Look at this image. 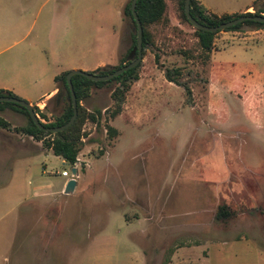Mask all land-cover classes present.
Returning <instances> with one entry per match:
<instances>
[{
  "label": "rangeland",
  "instance_id": "rangeland-1",
  "mask_svg": "<svg viewBox=\"0 0 264 264\" xmlns=\"http://www.w3.org/2000/svg\"><path fill=\"white\" fill-rule=\"evenodd\" d=\"M241 1L212 0L213 10ZM167 2L171 24L151 27L155 44L128 82L121 113L111 118L118 81L94 86L82 101L96 120L82 126L74 193L64 192L70 179L61 175L73 165L44 140L16 127L0 136V264H264V35L245 26L230 31L226 45L222 31L204 65L184 56L197 47L195 27L182 21L177 0ZM3 9L0 62L33 40L38 26L27 35L30 23H40L51 6ZM82 10L88 16L67 26L79 29L86 49L110 17ZM128 31L124 20L118 65L135 58ZM162 65L184 67L191 94L168 81ZM65 97L40 107L38 117L55 121ZM222 204L234 213L226 221L216 218Z\"/></svg>",
  "mask_w": 264,
  "mask_h": 264
},
{
  "label": "crops",
  "instance_id": "crops-1",
  "mask_svg": "<svg viewBox=\"0 0 264 264\" xmlns=\"http://www.w3.org/2000/svg\"><path fill=\"white\" fill-rule=\"evenodd\" d=\"M128 1L6 0L5 2V0H0V10H4L3 6L7 7L17 3L28 10L40 9L42 11L45 6H51L52 11L47 13L40 23L32 20L27 35L32 33L38 26L33 40L25 48L0 62V89L14 93L33 106L44 108L45 106L48 107L50 101L59 95L60 88L56 77L62 73L70 70L94 72L101 67L118 65L124 25L123 11ZM198 1L209 12L219 16L254 13L256 10H261V3L264 4V0H243L230 11L218 12L213 10L214 3H212V0ZM83 8L93 11L90 12L91 17L101 18V20L110 17L109 24L106 27L100 26L95 31L97 33L95 38L86 39L85 43L88 42L86 49L80 44L79 29H72L67 26V24H73L77 20L88 16L82 10ZM30 21L31 16L21 18L18 23ZM1 23L0 19V28ZM263 30L262 28H254V37L263 36ZM16 32L17 30H15V34H17ZM231 33L230 31H224L220 40L227 45ZM127 39L129 41V33ZM1 43L2 35L0 32V46ZM213 58L215 60V55H213ZM0 118L9 122L11 128L25 126L28 123L22 112L3 105L0 106ZM8 129L0 125V136H6V133L3 132ZM60 158L63 160L62 157ZM31 159L33 157H30L29 160ZM26 160L22 158L20 161L26 165ZM39 185L44 186L47 184L41 183ZM65 187L66 179L63 189ZM9 246L10 249H13L15 247L14 242Z\"/></svg>",
  "mask_w": 264,
  "mask_h": 264
},
{
  "label": "trees",
  "instance_id": "trees-1",
  "mask_svg": "<svg viewBox=\"0 0 264 264\" xmlns=\"http://www.w3.org/2000/svg\"><path fill=\"white\" fill-rule=\"evenodd\" d=\"M178 5L181 11V19L183 22H186L190 25L191 22L189 21L186 12H185V3L186 0H177ZM131 2L132 0H129L126 3V6L124 8L123 14H124V20H127L129 22V49L128 52H132L134 50L135 57L137 56V24L134 19L132 10H131ZM137 12L139 14L140 20L143 25L144 30V50L151 45L155 44V39L157 37L156 32H154L151 27L156 26H162L164 28H167L170 26L171 21L169 17V6L167 0H138L137 2ZM191 13L193 17L198 20L200 23L208 26H218L224 22L230 21L232 19L238 18L242 15H262L264 14V7L261 10H256L254 13H246V14H234V15H222L219 16L215 13L209 12L198 0H192L191 1ZM132 25L134 29L132 28ZM249 26L251 28H262L264 29V23L258 22L254 20H247L242 23H239L236 26H233L231 28L226 29L225 31H237L241 30L243 27ZM222 31H219L217 33L201 30L195 28V35L198 39L197 41V47L194 50H183V54L188 59H200L202 60V63L206 65L212 57L213 50H214V44L216 36ZM156 61L161 65L160 63V50L158 49L155 52ZM132 60H130L128 57H123L121 59V63L117 66H106L101 67L97 69L96 71L92 73H96L98 75H107L110 73H113L114 71L120 69L124 65L130 63ZM141 63L130 69L129 71L111 79L108 81H93L90 80L82 75H75L73 77V85L77 97L78 102V110L79 114L74 124H72L70 127L65 129L64 131H60L57 133L53 132H47L43 129H40L35 122L33 121L31 114L29 110L26 107H23L17 103L12 102H0V106H16L17 109L20 112H22L27 118L28 123L25 126H19L15 129L19 132H23L29 136H32L33 138H36L38 140H44L45 145L52 149L53 153L56 156L62 157L63 160L66 161L68 164H74L79 152L82 149L83 142L81 141L82 138V126L85 120L89 117L92 121L96 120V114L87 113L86 108L82 105V101L90 97L92 88L94 86L96 87H103L107 84L113 83L115 81L121 82L120 87H117L113 93L112 98L118 102L117 109L111 114V118H115L118 114L122 111V104H120L125 97V92L127 91L129 85L128 82L130 80H134L138 78V68L140 67ZM164 73L168 81L174 82L175 84L179 86H183L186 88L189 94H191V88L189 87L188 83H186L183 79L185 75L184 67L180 66H173V67H166L163 66ZM69 71H66L62 73L61 75L56 77V80L59 83L60 92L63 90H66L70 93V88L67 82V74ZM192 73V72H189ZM121 94V97L119 95ZM11 96L16 97L19 99H22L15 95L14 93L10 91H5L0 89V96ZM58 97V96H57ZM66 99V106L63 109L62 113L57 117L55 121H48L47 123H44L41 119L40 121L46 126V127H59L64 124H66L74 113V106L72 98ZM34 109L37 114L41 113V109L38 106H34ZM100 114V111L98 112ZM41 117L47 119V116L45 114H42ZM0 125L4 128H11V124L4 119L0 118ZM108 131L110 137H115L117 134V130L112 127L111 125H108ZM233 211L229 208L228 205L222 204L219 207V210L217 212L216 218L221 221H226L229 218L233 216Z\"/></svg>",
  "mask_w": 264,
  "mask_h": 264
},
{
  "label": "water",
  "instance_id": "water-1",
  "mask_svg": "<svg viewBox=\"0 0 264 264\" xmlns=\"http://www.w3.org/2000/svg\"><path fill=\"white\" fill-rule=\"evenodd\" d=\"M191 1L192 0H186L185 12H186V15H187L189 21L191 22V24L197 29L217 33L219 31H225L226 29L231 28L233 26H236L239 23H242V22L247 21V20H254V21L264 23V14H262V15H253V16L252 15H242L238 18L224 22L218 26L204 25L193 17V15L191 13ZM137 2H138V0H132V2H131V10H132L134 19H135L136 24H137V28H136V30H137V48H136L137 56L130 63L124 65L120 69L114 71L113 73L107 74V75H98L96 73L87 72L84 70H70L67 74V82H68V85L70 88V93L68 91H66L65 93L63 91L59 93L61 95L65 94V96L68 99L72 98V101H73L74 113H73V116L71 117V119L66 124L59 126V127H46L40 121V118L38 117V115L34 109V106L31 103H29L28 101H25L23 99H19L16 97H11V96L5 95V96H0V102H12V103H17L23 107H26L29 110L31 117H32L33 121L35 122V124L40 129H43L47 132L57 133L60 131H64L65 129L70 127L72 124L75 123V121L78 117V114H79L77 97H76V93H75V89H74V85H73V77L75 75H82V76H84L90 80H93V81H108V80H111V79L129 71L130 69L138 66L142 62L143 50H144V30H143V25H142V22L140 20L139 14L137 12ZM134 55H135V53H134ZM73 174L74 175L78 174L77 168H73ZM77 183H78V181L76 178H72V179L68 180L64 192L66 194L74 193L76 186H77Z\"/></svg>",
  "mask_w": 264,
  "mask_h": 264
},
{
  "label": "built area",
  "instance_id": "built-area-1",
  "mask_svg": "<svg viewBox=\"0 0 264 264\" xmlns=\"http://www.w3.org/2000/svg\"><path fill=\"white\" fill-rule=\"evenodd\" d=\"M82 141L85 142V139L82 138ZM82 164V161H81V158L79 156H77V159L75 161L74 164H72L73 166L72 167H69L68 169H64L62 172H61V175L66 177L67 180L68 179H71V178H75V175L73 174V168H79V165Z\"/></svg>",
  "mask_w": 264,
  "mask_h": 264
}]
</instances>
